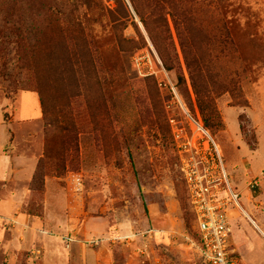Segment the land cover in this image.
I'll use <instances>...</instances> for the list:
<instances>
[{
    "label": "rangeland",
    "instance_id": "374dc122",
    "mask_svg": "<svg viewBox=\"0 0 264 264\" xmlns=\"http://www.w3.org/2000/svg\"><path fill=\"white\" fill-rule=\"evenodd\" d=\"M189 3L0 0V28L6 16L37 37L0 74V264H204L171 134L195 130L188 115L240 193L232 252L264 264V0ZM172 13L218 121L204 125ZM155 30L179 58L170 73ZM4 36L0 57H12Z\"/></svg>",
    "mask_w": 264,
    "mask_h": 264
},
{
    "label": "built area",
    "instance_id": "2783aa9c",
    "mask_svg": "<svg viewBox=\"0 0 264 264\" xmlns=\"http://www.w3.org/2000/svg\"><path fill=\"white\" fill-rule=\"evenodd\" d=\"M139 59L138 54L133 58L136 72L140 76L153 77L150 67L147 73H142ZM188 120L195 130H171V134L179 158V172L195 216L194 229L201 241V258L204 264H239L231 250L229 226L232 205L240 208L237 203L240 193H234L229 185L212 135L190 115Z\"/></svg>",
    "mask_w": 264,
    "mask_h": 264
},
{
    "label": "trees",
    "instance_id": "16d2710c",
    "mask_svg": "<svg viewBox=\"0 0 264 264\" xmlns=\"http://www.w3.org/2000/svg\"><path fill=\"white\" fill-rule=\"evenodd\" d=\"M191 1V3H189ZM187 2L189 4H191L192 7V2L193 0H187ZM183 15H184V19L187 20V22H193L195 21L193 19V15L191 13V10L189 8H187V10H183ZM170 19L173 23V26L175 27V30L177 32V35L179 37V41L181 43V47H182V54L184 57V62L186 65V69L189 72V79L191 82V88L192 91L194 93V95L196 96V100H197V106L199 109L200 114L203 117V121H204V125L207 124V121L212 118L215 119L216 121L219 120V116L215 107V98L217 93L212 92L211 90H206L202 87V85L198 82L199 80V72L197 70H195L196 68V63L198 64V62L193 59H190L189 53L187 52V50H185V46L183 44V42L181 41V34H180V22L178 20V18L176 17V15L174 13L170 14ZM3 17V13L0 10V19ZM6 16H4V19L1 21L2 23V29L0 28V32L4 33L5 35H9V34H13L14 37L11 38L12 41H8L9 37L8 36H4L3 39H5L6 41L4 42L5 47L8 46V43H10L12 45V49H13V55L12 57H5V56H1V58H5L6 60H4L2 62V65L0 64V74L2 75V78H8V67L10 63L12 62H20L24 59L26 51H27V47H29L30 43H37V37L35 32H31L29 31L30 28L26 25L25 22H22L20 20L17 21H13V20H9L7 18H5ZM191 29V28H189ZM198 30V28H197ZM153 41H154V45L156 46L158 52L160 53V57L163 61V65L164 68L167 72H171V70L173 69L172 67V61L177 60L179 61L178 56H173L172 57V61L169 62V60L164 56L163 52H161V50L159 49V44L160 42L164 41V38H162L160 32L158 31H154L153 32ZM166 39V37H165ZM168 40H170V37L167 38ZM170 44V43H169ZM158 46V47H157ZM4 47V48H5ZM171 48L172 47V43H171ZM179 71H181V69L179 68ZM177 80V84H186L185 78L183 76V74H181L180 72L177 74L176 77ZM231 92H234V90H230ZM192 93V92H191ZM8 97H11V93H7ZM43 104V101L41 100V105ZM247 145L249 147V149L251 151L255 150V147L252 143L247 142ZM179 175L181 177V174L179 172ZM181 181L183 184V187L185 189V194H186V200H187V204L190 210V215H191V219L192 222L194 224L195 221V216L194 213L191 211L190 208V203H189V198H188V193H187V189L185 186V182L183 181L182 177H181ZM197 243L199 244V246H201V241L199 236L195 233L194 234Z\"/></svg>",
    "mask_w": 264,
    "mask_h": 264
},
{
    "label": "crops",
    "instance_id": "0c3cea01",
    "mask_svg": "<svg viewBox=\"0 0 264 264\" xmlns=\"http://www.w3.org/2000/svg\"><path fill=\"white\" fill-rule=\"evenodd\" d=\"M1 176V175H0ZM15 177H17V176H15ZM0 179H2V178H0Z\"/></svg>",
    "mask_w": 264,
    "mask_h": 264
}]
</instances>
